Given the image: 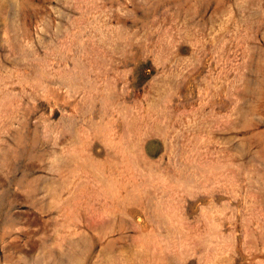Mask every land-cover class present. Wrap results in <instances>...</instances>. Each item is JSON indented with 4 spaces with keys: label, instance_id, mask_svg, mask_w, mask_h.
I'll return each instance as SVG.
<instances>
[{
    "label": "rangeland",
    "instance_id": "rangeland-1",
    "mask_svg": "<svg viewBox=\"0 0 264 264\" xmlns=\"http://www.w3.org/2000/svg\"><path fill=\"white\" fill-rule=\"evenodd\" d=\"M0 264H264V0H0Z\"/></svg>",
    "mask_w": 264,
    "mask_h": 264
}]
</instances>
